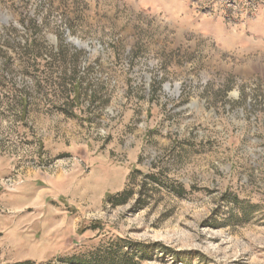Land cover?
I'll return each mask as SVG.
<instances>
[{
	"label": "rangeland",
	"instance_id": "obj_1",
	"mask_svg": "<svg viewBox=\"0 0 264 264\" xmlns=\"http://www.w3.org/2000/svg\"><path fill=\"white\" fill-rule=\"evenodd\" d=\"M107 240L264 264V0H0V264Z\"/></svg>",
	"mask_w": 264,
	"mask_h": 264
},
{
	"label": "trees",
	"instance_id": "obj_2",
	"mask_svg": "<svg viewBox=\"0 0 264 264\" xmlns=\"http://www.w3.org/2000/svg\"><path fill=\"white\" fill-rule=\"evenodd\" d=\"M177 190L181 192V189L177 188ZM122 197L123 194H120L119 197H114L115 199L110 197L107 200L120 204L124 200ZM8 264H136V261L133 256L123 252L120 241L107 240L94 249L74 253L62 259H50L44 263H34L25 260Z\"/></svg>",
	"mask_w": 264,
	"mask_h": 264
}]
</instances>
